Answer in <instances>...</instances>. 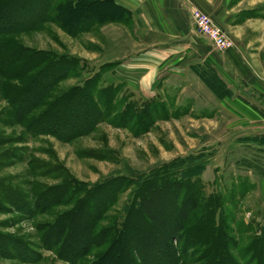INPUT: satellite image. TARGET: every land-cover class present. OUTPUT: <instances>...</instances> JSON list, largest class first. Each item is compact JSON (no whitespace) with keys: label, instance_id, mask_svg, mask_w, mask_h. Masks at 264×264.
<instances>
[{"label":"rangeland","instance_id":"1","mask_svg":"<svg viewBox=\"0 0 264 264\" xmlns=\"http://www.w3.org/2000/svg\"><path fill=\"white\" fill-rule=\"evenodd\" d=\"M4 1L0 0V5ZM67 1L77 0H19L12 7L15 10L8 13L9 21L13 25H27L28 29L0 39V56L2 46L9 49L19 45L36 53L77 59L74 74L57 83L33 114L52 110L64 93L82 86L93 76L99 87L112 91L108 96L114 98V116L134 111L150 117L151 109L146 105L152 101L164 105L167 114L157 119L152 115L153 125L143 132L137 131L138 134L103 122L91 133L68 143L52 136H33L24 126L8 121L10 106L1 97L3 84L15 89L25 85L21 80H7L0 74V137L5 142L0 146V194L37 195L38 191L55 187L66 179L74 181L76 186H91L121 175H148L160 168L154 176L155 183L164 175L177 179L180 168L204 165L199 177L189 179L187 183L194 186L184 193L194 192L199 196L198 208L191 214L187 205L181 209L179 202L174 203V195L165 202L156 198L146 203L141 213L127 214L126 209L139 205L143 199L140 189L149 184V179H144L141 187L131 185L116 196L96 229L108 230L113 238L128 219L136 227L142 241L139 246L148 263L152 260L148 257L155 256L153 251L161 247L162 264H167V249L177 254L176 264H264V152L261 150L264 148L250 140L264 133V115L260 113H264V0H258L254 5L257 8L237 16L240 23L247 19L254 21L231 33L222 27L232 42L224 52L214 49L195 29V39L190 43L199 50L196 54L187 52V46L179 50V46L188 43L182 40L159 48H143L131 20L125 24L113 23L108 28V24L98 25L101 27L70 35L53 20L54 7ZM225 1H210L216 7L211 13L196 9L220 27L217 5ZM44 5L49 7L46 12ZM81 15H72L71 24L80 20ZM101 29H110L116 39L114 47L108 49V40ZM124 48H129L130 53H124ZM211 69L226 81L231 97L219 100L199 77L198 73L210 74ZM43 84L39 82L34 93ZM190 156L200 157L186 166L165 168ZM72 198L70 203L33 218L5 205L6 210L0 212V233L22 239L39 258L33 263L0 258V264H69L54 251L46 250L38 227L70 210L74 206ZM103 198L104 195L100 200ZM181 222L187 225L184 239H173L166 245L162 239L166 230ZM148 226H153V230ZM78 229L74 226V230ZM189 233L199 237L196 241L202 243L183 251V240L189 239ZM101 248L79 264L91 263L102 252Z\"/></svg>","mask_w":264,"mask_h":264},{"label":"trees","instance_id":"2","mask_svg":"<svg viewBox=\"0 0 264 264\" xmlns=\"http://www.w3.org/2000/svg\"><path fill=\"white\" fill-rule=\"evenodd\" d=\"M17 2L19 0H5L0 5V39L4 35L17 34L28 29L25 27L27 25L21 23L13 25L9 21L8 13L15 10L12 7ZM44 7L46 12L49 7L47 5ZM18 10L16 9V11ZM75 14H82V17L76 23L71 24L70 17ZM53 15L54 22L63 31L73 36L89 31L98 25L125 24L132 17L129 10L122 8L114 0L60 2L54 7ZM5 47H1L3 49L0 56V74L7 80H21L25 86L22 89H15L11 85L3 84L1 97L6 99L10 106V113L7 114L8 121L24 126L25 131L30 135L52 136L61 142L68 143L91 133L103 122H109L119 128H129L136 134L137 131L143 132L149 129L159 115L165 116L167 114L164 105H158L152 101L146 105L151 109L150 117L145 113L140 116L134 111L129 114L122 113L119 116H114V109L116 108L112 103L114 98L108 96L112 91L107 89L108 87L105 89L99 87L97 85L99 81H97L96 76H93L86 80L82 86H76L64 93L55 102L52 110L45 109L38 115H34L33 112L44 104L53 87L74 74L77 59L55 56L50 53H36L19 45L9 49ZM198 74L219 100L232 96L231 90L214 70L211 69L210 74L204 72ZM39 82L44 84L41 90L34 93ZM260 113L264 115L262 111ZM152 115L156 116L155 119H151ZM250 140L264 148V133L253 136ZM4 143L0 137V146ZM261 150L264 152V149ZM199 157H186L170 163L165 168L186 166L187 162L196 161ZM159 170L160 168L153 170L148 175H121L91 186H76L74 181L66 179L55 187L38 191L37 195L35 193L11 196L0 194V212L5 211V205H8L25 217L33 218L48 212L55 206L70 203V198L73 197L74 206L70 210L58 215L53 222L38 227V231L42 233L41 243L46 250L54 251L59 259L69 264H79L83 258L91 255L93 251L102 246L105 248H101L102 252L89 264H117L118 262L120 264H162L161 247L153 251L155 256L148 257L152 259L148 263L147 257L145 258V254L142 252L143 248L139 246L142 241L138 239L136 227L133 226V223L130 224L128 219H125V223L123 222V226L113 238L108 230L96 229L98 221L102 219L106 209L116 200V196L131 185L141 187L144 179H149V184L148 188L142 186L140 189V196L143 199L139 205L126 209L127 214H131L132 211L141 213L146 203H152L156 198L165 202L171 195L175 196L176 202L174 203L179 202L181 209L188 206L190 214L195 211L198 208L196 203L198 194L193 192V194L184 195V193H187L190 186H194L187 183L189 179L199 177L205 170V166L195 165L189 168H180L181 171H179L177 179H170L164 175L161 180L158 179L154 183L156 180L154 176ZM158 182L159 185H156ZM103 195V200H100ZM172 207L174 208V205ZM130 209L131 211H129ZM74 226L79 229L74 230ZM153 228V226L149 227L152 230ZM186 228V223L181 222L178 226L168 228L162 239L165 240V243H171L173 239L182 240ZM138 234L141 235L142 233ZM187 235L189 239L183 240V251L191 247L196 248L202 243L196 241L199 237L191 236L190 233ZM169 236L171 238L167 241L166 238ZM48 239L50 240L49 243L46 242ZM204 242L206 243V240ZM166 245L168 244L166 243ZM165 252H167V256H165L167 257L165 260L167 264H176L177 260L179 261L177 254H173L171 249H167ZM0 258L33 263L39 258V254L33 251L22 239L0 233Z\"/></svg>","mask_w":264,"mask_h":264},{"label":"crops","instance_id":"3","mask_svg":"<svg viewBox=\"0 0 264 264\" xmlns=\"http://www.w3.org/2000/svg\"><path fill=\"white\" fill-rule=\"evenodd\" d=\"M116 4L129 10L132 14L134 34H139L140 44L143 48H159L162 45H172L176 40L187 41V44L179 46V50L185 49L187 52L196 54L199 50L191 46L190 40L195 39L196 32L190 21V11L199 8L203 11L213 12L216 8L210 5L212 0H114ZM255 1V2H254ZM258 4V0H226L223 4L217 5L221 13V28L228 32L241 29L253 19L239 22L238 14H243L247 10H253ZM115 24H108L113 26ZM98 28L101 26H97ZM103 27V26H102ZM223 29V28H222ZM128 33V32H127ZM101 34L107 38L108 49L115 46V36L101 29ZM194 38V39H193ZM155 39V40H154ZM133 48V47H132ZM124 53H130L129 48H124ZM132 50V49H131ZM141 49L140 51H143ZM129 57V56H127ZM226 83V81H225ZM226 85H228L226 83Z\"/></svg>","mask_w":264,"mask_h":264},{"label":"built area","instance_id":"4","mask_svg":"<svg viewBox=\"0 0 264 264\" xmlns=\"http://www.w3.org/2000/svg\"><path fill=\"white\" fill-rule=\"evenodd\" d=\"M190 20L196 31L206 38L219 52L228 50L232 42L225 31L222 30L212 19L197 9L190 11Z\"/></svg>","mask_w":264,"mask_h":264}]
</instances>
